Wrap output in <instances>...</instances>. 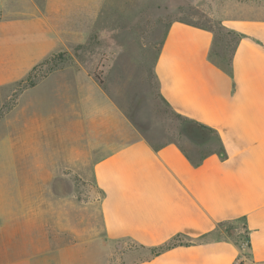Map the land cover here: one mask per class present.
<instances>
[{"label":"crops","instance_id":"crops-1","mask_svg":"<svg viewBox=\"0 0 264 264\" xmlns=\"http://www.w3.org/2000/svg\"><path fill=\"white\" fill-rule=\"evenodd\" d=\"M25 2L0 20V86L61 42L53 20L68 13ZM229 27L227 72L210 30L168 25L144 126L85 70L23 90L0 158V264H264V22ZM183 122L217 146L187 137L205 148L192 154L181 126L162 132Z\"/></svg>","mask_w":264,"mask_h":264},{"label":"rangeland","instance_id":"rangeland-1","mask_svg":"<svg viewBox=\"0 0 264 264\" xmlns=\"http://www.w3.org/2000/svg\"><path fill=\"white\" fill-rule=\"evenodd\" d=\"M54 5L68 13L53 20L60 45L27 77L0 86V158L10 151L7 126L15 124L7 118L27 80L37 82L59 69L85 70L101 89L120 101L132 122L144 126L151 111L149 97L155 93L153 64L171 22L210 30L214 34L211 60L222 67L229 63L240 38L230 23L264 22V0H55ZM19 6L20 12H30L24 10L25 0H0V20L11 17ZM80 12L88 16L80 17ZM184 125H166L162 132L168 135ZM183 134V145L190 153L205 152L204 146H193ZM206 139L205 145L217 146L213 133Z\"/></svg>","mask_w":264,"mask_h":264},{"label":"trees","instance_id":"trees-1","mask_svg":"<svg viewBox=\"0 0 264 264\" xmlns=\"http://www.w3.org/2000/svg\"><path fill=\"white\" fill-rule=\"evenodd\" d=\"M214 45V44H213ZM48 60V58L44 59L40 64L43 65L46 61ZM231 61V59H230ZM230 61L227 64L226 67H222L219 65V67H222L225 71L229 72L230 71ZM37 66V67H39ZM37 67H35L34 69H36ZM33 69V70H34ZM30 74V73H29ZM28 74V75H29ZM99 80V79H98ZM101 83V82H100ZM36 84V82H34L33 80L29 79L27 80L26 85L24 86V89L32 87ZM186 125H184V128L182 129V131L185 132L186 136L190 139L193 140L194 143H198V144H204L206 142V137L213 133L210 129H208L207 127L203 126V125H196V124H192V123H188L185 122ZM169 245H167L164 248H168Z\"/></svg>","mask_w":264,"mask_h":264}]
</instances>
